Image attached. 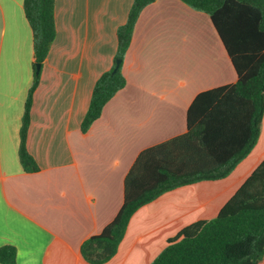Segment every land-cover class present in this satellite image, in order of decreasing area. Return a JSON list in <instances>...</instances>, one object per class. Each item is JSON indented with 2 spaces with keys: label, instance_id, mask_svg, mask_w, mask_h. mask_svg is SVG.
I'll list each match as a JSON object with an SVG mask.
<instances>
[{
  "label": "crops",
  "instance_id": "crops-1",
  "mask_svg": "<svg viewBox=\"0 0 264 264\" xmlns=\"http://www.w3.org/2000/svg\"><path fill=\"white\" fill-rule=\"evenodd\" d=\"M133 1L55 0L56 38L27 136L39 170L28 173L19 145L34 78L33 32L24 0H0V247L14 246L17 264H88L81 246L120 211L140 153L187 132L198 94L237 82L209 15L181 0H155L135 24L122 63L125 86L84 131L94 85L113 66L117 31ZM261 141L226 178L177 188L141 207L105 264H151L184 228L215 218L264 160Z\"/></svg>",
  "mask_w": 264,
  "mask_h": 264
},
{
  "label": "trees",
  "instance_id": "trees-1",
  "mask_svg": "<svg viewBox=\"0 0 264 264\" xmlns=\"http://www.w3.org/2000/svg\"><path fill=\"white\" fill-rule=\"evenodd\" d=\"M154 1L134 0L126 23L118 28L115 60L94 85L84 131L125 86V53L141 11ZM181 1L209 15L237 82L198 94L187 112V132L140 153L125 178L120 211L81 246L88 264H105L116 255L141 207L177 188L226 178L259 140L264 117V0ZM24 11L33 32L35 62L20 128L19 160L25 172L34 173L39 167L27 149V136L41 74L36 67L43 66L56 38L55 0H24ZM0 264H17L14 246L0 247ZM151 264H264V160L215 218L184 228Z\"/></svg>",
  "mask_w": 264,
  "mask_h": 264
},
{
  "label": "water",
  "instance_id": "water-1",
  "mask_svg": "<svg viewBox=\"0 0 264 264\" xmlns=\"http://www.w3.org/2000/svg\"><path fill=\"white\" fill-rule=\"evenodd\" d=\"M120 64H121V60H118V61H117V64H116V67H115V69H114V72L117 71V69L119 68ZM40 69H41V65L38 64L37 67H36V72H39Z\"/></svg>",
  "mask_w": 264,
  "mask_h": 264
},
{
  "label": "rangeland",
  "instance_id": "rangeland-1",
  "mask_svg": "<svg viewBox=\"0 0 264 264\" xmlns=\"http://www.w3.org/2000/svg\"><path fill=\"white\" fill-rule=\"evenodd\" d=\"M260 135H261V143L262 145H264V123L262 122V126H261V132H260Z\"/></svg>",
  "mask_w": 264,
  "mask_h": 264
}]
</instances>
